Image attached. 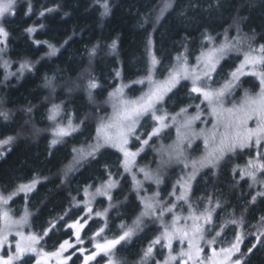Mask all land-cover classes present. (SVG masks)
Wrapping results in <instances>:
<instances>
[{
  "label": "trees",
  "instance_id": "trees-1",
  "mask_svg": "<svg viewBox=\"0 0 264 264\" xmlns=\"http://www.w3.org/2000/svg\"><path fill=\"white\" fill-rule=\"evenodd\" d=\"M19 1L21 3L15 9V15L3 22L9 33L6 57L12 63V69L16 63L20 67L25 62L30 69L25 68L21 78L17 72L15 77L6 79L0 64V112L8 114L7 120L0 116V140L13 138L10 144L0 148V194L9 195L16 192L20 185L38 180L31 191L20 192L9 204L13 213H18L23 207L29 214L28 229L42 237L36 247L53 252L64 240L73 241L74 230L68 225L79 219L84 222L85 189L90 192L109 179L117 181V186L110 192L112 199L108 201L106 216L87 219L81 233L84 242L76 243L88 249L86 254L89 255L95 251L94 244L100 239H114L123 229L130 227L142 208L141 198L154 191L148 183L143 190L144 181H140L139 187L132 182V178L121 168V157L114 149H104L91 157L64 181L59 177L70 162L73 148L87 143L94 134L92 118L98 111L100 114L106 112L105 104L115 88L126 86L125 96L129 98L149 86L145 78L152 67L153 55L159 61L153 69V79L160 82L177 64L178 56L187 57L189 65H195L201 52L213 46L219 47L226 40L231 43L239 40L240 52H229L213 74L212 87L222 86L230 79V72L243 60L242 52L247 51L249 45L253 48L264 45V0H106L109 7L107 15H104L102 7L105 0ZM166 3L171 7L165 9ZM41 12L44 15H40ZM30 27L36 31L31 34L26 32ZM206 37L213 39L209 42ZM37 41L40 43L37 44ZM113 41L116 42L115 50L111 47ZM49 44L58 49L55 55H48ZM93 49L94 55L91 54ZM117 71L120 76L116 75ZM141 79H145V83H134ZM68 80L70 84L67 86ZM90 80H94L98 87L89 90ZM75 85H78L77 91L65 93L66 89L71 91ZM240 85L227 97L226 107L238 103L245 90L253 95L259 92V81L255 77H241ZM191 87L190 80H182L164 97L162 109L175 116L182 108H187L190 116L195 115L196 105L202 107L205 103H201L202 96L190 92ZM55 100L61 103L57 120L73 119L79 123L80 129L53 145L57 131L52 132L48 119ZM206 111L203 108V114ZM25 122H33L37 130L43 131L41 135L32 139L26 137L28 126ZM205 124L202 118V126L195 125L193 130H206ZM148 128L142 131L148 132ZM163 137L165 139L166 134ZM199 141H195L196 147L190 151L188 161L184 157L187 162L196 160L192 154L197 150ZM135 143H131L132 147L136 146ZM149 143L154 145L155 138L152 137ZM158 145L159 142L155 147ZM149 147L138 156L139 165H153L155 151ZM260 151L264 153V148ZM250 159H256L254 146L227 154L216 168L200 169L191 181L187 202L176 200L178 207L174 209V214L178 212L179 215L185 203L187 206L191 204L197 214L206 208L213 209L215 196L220 195L221 207L214 209L212 223L205 227L208 229L205 239L215 237L224 226L222 235L216 237V244L213 245L219 250L228 247L227 243L237 231L243 236V242L240 253L233 259L239 257L244 264H264V236H260V243H257L259 231L264 230V196H257L255 202L252 201L257 192H264V183L259 182L264 181V173H257V183H253L248 176L241 179V169L246 168ZM183 164H175L169 172L166 169L162 171L160 195L179 181L177 178L181 174L174 176L173 172H179ZM174 189L177 191V188ZM107 198L96 196L95 206L98 207L94 209L107 205ZM231 220L238 223L231 224ZM51 223H55L56 227L44 236ZM101 227H104V232L95 237L96 240L93 239ZM157 228L155 222L145 223L130 240L113 249L112 258L119 264H140L139 259L148 243L155 239ZM202 243L204 251L201 255L206 256L208 246L204 247L207 244ZM253 244L257 247L248 253ZM72 250L74 248L65 253V256L69 255V251L74 253L68 264H84V257ZM156 254L159 256V252ZM35 259L33 253L24 257L27 264H36ZM108 259V255L101 253L89 264H108ZM173 264H178V261Z\"/></svg>",
  "mask_w": 264,
  "mask_h": 264
},
{
  "label": "snow or ice",
  "instance_id": "snow-or-ice-1",
  "mask_svg": "<svg viewBox=\"0 0 264 264\" xmlns=\"http://www.w3.org/2000/svg\"><path fill=\"white\" fill-rule=\"evenodd\" d=\"M16 4L17 0H0V21H3L6 15H15L14 9ZM102 7L105 10L104 15H107L109 7L106 0L102 4ZM168 7H171V5L166 3L165 9ZM48 11H51V9H48ZM28 12H31V4H29ZM40 15H44V13L41 12ZM25 31L31 34L35 32L36 29L30 27ZM8 36L9 33L3 26V23L0 22V45L7 43ZM206 39L211 42L213 38L206 37ZM36 43L39 44L40 42L37 41ZM149 44H151V41H149ZM240 44L241 42L239 40H237L236 43H231L226 40L225 43L221 44L219 47L213 46L206 52H201L200 56L196 57L195 65H189L187 57L178 56L176 58L177 64L169 71L167 78L160 82L153 79V69L155 65L159 63L153 55L151 57L152 67L149 69V73L145 78L150 85L149 90L136 99L126 98L124 93V88L126 86L124 85L110 93V98L113 100V114L107 119H101L96 129V142L88 146L87 152H85L83 148L73 149V151L77 152L83 159L87 156L95 157L101 148H115L124 156V170L130 172L135 163V158L143 151V146L148 145L152 137L158 136L163 129L169 127L166 123L169 118L167 113L158 115L159 109L157 105L162 103L164 97L176 88L182 80H190L192 84L190 92L202 96L203 99L201 103L207 102L209 114L213 117V125L211 130L208 131L202 129L197 133L193 130L192 126L194 122L201 119L200 105H196L198 110L197 113L193 116L186 117L180 126L177 127V144L174 149L177 159L183 156L182 145L185 140L189 141L190 146L191 137L203 136L205 146L204 155L199 160H192L190 162L192 172L188 175L187 179L182 178V182H177L181 189V194L176 197L177 201L187 202V193L190 191L191 181L195 179L200 169L206 167L216 168L227 154L235 153L237 150H244L253 146L256 148V159L255 161L250 159L246 168L241 169V179H243L244 176H248L253 183H257V173H264V153L260 151L261 148H264V45H260L259 48H253L249 45L248 50L242 52L243 60L234 71L230 72V79L222 86L213 88L211 83L213 81V74L216 73L220 61L231 51L240 52ZM48 47L50 49L48 55H55L58 51V49L51 44H49ZM111 47L115 50V41H113ZM0 51H3V49L0 48ZM91 54H95V49H93ZM5 66H7V62H5ZM20 68L21 70L25 68L30 69V65L26 62L21 64ZM116 75L120 76V72L117 71ZM246 75L255 77L259 81V92L253 95L248 90H245L243 97L238 103H232L231 107H226L227 97L231 96L235 89L241 86L240 79ZM145 79L135 81L134 83L143 84L145 83ZM97 87L98 84L94 80L89 81V90ZM59 112L60 106L54 105L49 119L55 120ZM184 113H187V108H182L179 113L172 116V122L176 123L177 117ZM0 116L5 120L8 119V114L5 112H0ZM145 116H150L151 119L156 122V126L152 128L150 133L146 134L147 139L141 140V135L137 133V128L141 126L140 121ZM252 120H255V127H249V121ZM78 127L79 126H74L71 120H69L67 126H60L55 134L58 138H62L77 131ZM132 138L141 142V147L138 151L133 152L128 147ZM12 140V137L0 140V148L10 144ZM58 142L59 139H54L52 144L55 145ZM79 162L80 160L75 161L77 164ZM181 162L184 163L185 168L189 167V162L186 160ZM139 171L144 174L145 179H155L157 184L161 182L158 176L153 177L152 173L144 168L139 169ZM133 181L137 187L140 186V182L136 180L135 176H133ZM259 182L264 183V181ZM36 183H38V180H33L32 183L28 185H20L16 192L7 197L0 194V247H3V245L7 243L8 236L13 233L14 229L15 235L19 237L15 243V252L8 255L6 259L0 256V264H15L17 261H20L21 264H27L24 257L28 253L35 254L37 257L36 264H49V261L52 259H55L56 264H68V261L72 259V255L64 256V253L68 251V249L75 248L68 240H64L54 252H46L43 249H38L36 245L40 243L42 237L31 233L25 235L22 231L23 227L28 224L29 214L26 212L20 220H15L12 218L10 211L3 207L19 192L27 193L31 191ZM117 184V181L109 179L105 185L101 188H97L96 194L105 195L111 200L112 196L109 190L115 188ZM175 194L174 189L172 195ZM85 195L88 196L87 189H85ZM158 195L159 193L155 194V196ZM257 196H264V192H257L256 195L252 197L253 202H255ZM142 202L144 203L145 210L134 222L135 226L129 227L118 238L104 239L103 243L96 242L94 244L95 251L84 256V264H89V261L95 260L101 253L109 256L108 264H119L118 261L112 258L113 249L121 244L122 241L130 240L135 234V231L142 225V218L156 215L158 208L159 214L157 219H161L162 221L165 212L173 213L172 223L170 226H165L162 234L157 236L150 243L143 253L141 264H147L149 258L153 256L154 246L161 244L162 241H166V244L163 246L169 249V256L164 260L163 264H173V262L177 261L178 264H244V261L239 257L233 259L237 253H240V245L243 242V236L241 234H236L234 242H231L228 247H221L218 251L212 246L216 244V237L222 235L224 226L221 227L220 231L216 232L215 237L208 240L205 239V233L208 231L205 225L212 223V213L214 209L206 208L203 212L197 214L195 210H193L192 205L189 204V215L188 217L182 218L174 214V209L177 207L175 203L165 208L155 197L145 198ZM209 203H211V199H209ZM85 206L87 207L88 216L87 218H82L84 222L81 223L80 220H77L68 225L69 228L75 229L77 244H82L84 242L81 238V230L87 223V219H90L92 215L90 201H86ZM216 207H221L219 201L216 202ZM106 213L107 209L103 213L96 212L95 216H106ZM59 219L63 220V217ZM181 219L185 221L182 226L180 225ZM189 220L191 224L187 223ZM262 220H264V218H262ZM229 223L237 224L238 222L236 220H231ZM55 227L56 224L51 223L50 227L44 231V236H47ZM121 227H123V225ZM104 230V227H101L95 233L93 239L99 237ZM260 236H264V230L259 231L257 243H260ZM174 239H179L181 244L187 241V250L181 248L177 255H173L172 242ZM201 242H205L207 246L211 248V255H201L204 251ZM256 247L257 244H253L252 247L248 249V253H252L253 249ZM78 251L83 254L85 249L79 248ZM156 264H161V262L156 261Z\"/></svg>",
  "mask_w": 264,
  "mask_h": 264
},
{
  "label": "rangeland",
  "instance_id": "rangeland-1",
  "mask_svg": "<svg viewBox=\"0 0 264 264\" xmlns=\"http://www.w3.org/2000/svg\"><path fill=\"white\" fill-rule=\"evenodd\" d=\"M20 3L21 2L19 0H17V4H16L15 9L17 8V6ZM15 9H14V11H15ZM9 16H11V15H6L3 18V21H0V22L3 23L5 19H8L9 18ZM0 48L3 49V51H0V64L2 65V68L5 70L6 79H11L12 77H15V75H16L17 72H18L19 78H21L23 76V74L25 73V69L21 70V68L17 65V63L15 64V68L12 69V63L6 57V49H5L6 48V44L0 45ZM5 62H7V66H5ZM69 84H70V81L69 80L66 81V84L65 85L68 86ZM149 87H150V85L147 86L146 88H144V90L142 92H140V94H137L135 97L134 96H132V97H129L128 96L129 97L128 99H136V98L142 96L144 93H146L149 90ZM116 89L117 88H115L114 91ZM77 90H78V85H75L74 88L71 89V91H69L68 89H66V92L65 93L68 94L70 92H75ZM114 91H112V92H114ZM124 93H125V91H124ZM52 96H53V92H51V94H50V97H52ZM53 99H56V98L53 97ZM204 103H205V105L202 106V107H200V110H201V119L195 121V122H199V123L198 124H193V126H195V125H197V127L202 126V118H204V120L206 121V124H205L206 130L205 131H208V130H211V128H212V125H213V117L209 114V108H208L207 102H204ZM60 104L61 103L57 102L56 100L54 101V105H59L60 106ZM112 104H113V100H112V98H109L107 100L106 104H105L106 112L104 111L103 113L100 114V111H98L96 113V115L92 118V123L95 125V132L92 135L91 139L87 143H83V144H81L78 147L73 148V149H82L83 148L85 150V152H87L88 151V146L89 145H92V144H94L96 142V135H97L96 129H97V126L100 123L101 119H107L108 117H111L112 116V114H113ZM157 108L159 109V111L157 113L158 115L167 113V112H165L162 109L161 103L157 105ZM203 108L207 110L204 114H203ZM196 112H197V109H196ZM167 115H168L169 118L166 121V123L169 125V127L163 129L162 132L158 136H154L153 137V138H155V144L154 145L150 146V143H148V145H144L143 146V151H141L139 153V155H138V156L142 155L144 153V151L146 150V147H149L150 146L149 148L152 149V150L154 149V151H155L154 156H153L154 157L153 158V165H151V164H147L145 166L144 165H139V163L137 162V159H138V156H137L135 158V163L132 166V170L130 172H126L125 171L132 178V182H134L133 181V176H135L136 180L139 181V182L140 181H144V183H143V190H144V187H146V183L150 184L152 190H154L153 193H149V194H147V196L143 195V197L141 198V206H142V208H140L141 210H139L140 212H138L139 213L138 214V217H140L141 216V213L144 212V210H145L144 209V203L142 202L145 198H153V197H155V199L158 200L166 208V207L170 206L171 204L175 203L176 200H177L176 197L181 194V189H180L179 184L174 182L173 183L174 185L172 184L170 186V189H168L166 192L164 191L165 194L162 192L161 195L159 194L158 196H155V194L158 193V191L160 189L159 187L161 185V182L159 184H157L155 182V179H150V180L149 179H145L144 174L142 172H140L139 169L144 168L145 170H147L150 173H152L153 177H157L158 176L159 178H161L160 175L162 174V171H164L166 169V171L169 172L170 169L173 170L175 168V164H183L181 161H185V158L184 157H186V159L188 161V157L191 156L190 151L194 147H196V146H194L196 140H200V141H199V145L197 147V150L192 154V156H195L196 160H199L204 155V153H205V146H204V138H203V136L200 137V138L197 137V136L196 137H191L190 138V141H191L190 146H189V141L188 140H185L184 143H183V145H182V148H183V156H181V157H179V159H177L176 158V153L174 151L175 146L177 144V127H179L180 124L183 122V120L186 117H189L190 115L188 113L181 114L179 117H177L176 123H173L172 120H171V117L174 116V115H170L168 113H167ZM57 117H58V115H57ZM57 117H56L55 120L48 119L50 121V126H51L52 132L57 131L56 129L58 128V126L59 127L60 126H67L69 120H71V122H72V124L74 126H79V123H75V121L73 119H68L66 121L60 122V121L57 120ZM26 124L28 126V131H27V134H25V136L28 137V138H31L32 139L33 137H39L41 135V133L43 132V131L37 130L33 122H27ZM148 124H150L149 128H148ZM140 125L141 126H139L137 128V133L141 135V140H143V139H147V135L146 134L147 133H150L152 131V128L156 126V122L154 120H152L150 116H145L143 119H141ZM249 127H255V120L249 121ZM145 128H148L149 129L148 132L146 131L147 133L145 131L144 132L142 131ZM79 129H80V126L78 127V130ZM201 130L202 129H200L199 131H197V130H194V131L197 132V133H199ZM77 131L72 132L71 135H68V136H72V134H74ZM163 134H166V138L165 139L163 137ZM68 136H65V137H68ZM55 139H59L60 140L61 138L56 137ZM160 139H161V141H159ZM133 141L136 142L135 143L136 146H133L132 147L131 143H134ZM157 142H159V145L155 147V145H156ZM128 147L133 152L138 151L140 149V147H141V142L140 141H137L135 138H132L130 140V143H129ZM104 149H114L116 152L119 153V155L121 157V168H123V170H124V167H123L124 156H123V154L121 152H119L117 149L111 148V147L101 148L99 152H101ZM170 156H171V158H170ZM90 158H91V156H87L86 158H83L82 159L78 155L77 152L72 151V157L70 159V162L59 173V177L64 181L66 178H68L69 176H71L74 173V171L77 169V167H79L82 163H84L85 161L89 160ZM76 160H80V162L77 164V163H75ZM222 161L220 162V164H222ZM181 168H183V170H180ZM180 169H179V172L180 173L179 172H173V175L174 176L175 175L178 176V175L181 174L177 179L182 182V178L186 179L188 177V175L192 172V171H189V170H192L190 162H189V167H188L187 170L185 169L184 164L181 165ZM103 185H105V184H102V185L98 186L97 188H101ZM97 188L95 190H93V191L88 192V196H86V200H85V202L86 201H90V206L92 208L91 218L95 216V213L96 212H101V213L105 212V210L107 209L108 205L110 204L108 202L109 199L107 198L106 199L107 205L100 206L97 210L94 209V207H98V205L95 206V201H96L95 198H96V196H100V195H97L96 194ZM174 188H177V191H175V193H176L175 195H172V193L174 191ZM111 190L112 189L109 190V193L111 192ZM137 191H139V189H137ZM144 192H146V190ZM19 193L16 194V195H14L12 197V199L14 197L18 196ZM21 193L25 194V192H21ZM7 196L8 195H5V197H7ZM105 197H107V196H105ZM220 199H221L220 198V195H216L215 196V202H214L215 204L214 203L212 204V208L213 209H216L217 208L216 207V201H220ZM10 201H9V203H10ZM9 203L7 205H4L3 207L7 208L10 211V214H11V216H12L13 219L20 220L21 217H23L25 215V213H26L25 208L22 207L19 210L18 213L17 212L16 213H13V211L10 208V204ZM79 205H81V203ZM84 207H85V213H84L83 217L87 218V216H88L87 207L86 206H84ZM192 208H193V206H192ZM193 210H195V209L193 208ZM158 214H159V208L157 209V214L156 215L143 217L142 218L143 219V223L140 226V228H141L147 222H151V223L152 222H155L158 225V227H159V228H157L158 229V233L156 234V237L157 236H160L162 234L165 226H170L171 225L172 218H173V213L165 212V214H164V216L162 218V221H161V219H157ZM176 215H178V212H176ZM188 215H189V206H187V204L185 203L184 204V207H182V209H180L179 216H181L183 218V217H188ZM184 223H185L184 219H181L180 225L182 226ZM187 223L188 224H191V221L189 220V221H187ZM134 226L135 225H134V222H133V224L130 227H134ZM146 226H149V224H146ZM209 226L208 225H205V227H209ZM28 228L29 227L27 225H25L23 227L22 231L24 232V234L25 235H28L30 233L31 234H34ZM128 228L123 229L116 236V238H118L120 235H122V233L124 231H126ZM73 230L74 231H73V236L72 237L74 239H73L72 242L69 241L71 244H73L75 246L74 250H72V251L73 252H76V253H79L80 255H82L84 257L85 255H87L86 254V251H88V249L83 248V249H85V252L83 254L78 251V249L79 248H82V247H79L76 244L75 229L73 228ZM136 231H138V230H136ZM136 231H135V233H136ZM81 233H82V230H81ZM237 233L238 232L236 231V234ZM235 237H236V235H234L233 237H231L230 241L227 243L228 246L230 245L231 242H234L235 241ZM18 239H19V237L15 235V229H14L13 230V233L8 236L7 243H5L3 245V247H0V256L2 255V252H4V254L2 255L3 257L4 256H8L7 255L8 253H9V255L12 254V253H14L15 252V243H16V241ZM103 241L104 240L100 239L99 242L100 243H103ZM122 242H125V241H122ZM151 242L152 241H150V243ZM150 243H148V244L150 245ZM164 244H166V241H162L161 244H157V245L154 246L153 256L151 258H149V260L147 261V264H156V261H160L161 264H163L164 260L166 258H168V256H169V249L167 247H164L163 246ZM202 244L204 245L205 243L203 242ZM181 247L184 248L185 250H187V241H185L183 244H181L180 241H179V239H174L173 242H172V254L175 255L176 253H178L179 248H181ZM204 247H207V245H205ZM156 248H159V251L156 252L155 251ZM207 248H208V251L205 253L206 256L211 255V248L210 247H207ZM218 248L219 247H216L217 251H218ZM7 251H9V252L8 253H5ZM54 251H56V250H54ZM158 252H159V256H158V254H156ZM65 253H64V256H65ZM68 253H69V255H73L72 253H70V251ZM102 254H104V253H102ZM142 257H143V255H142ZM142 257H140V259H139L140 261H141V258ZM36 259H37V257H36ZM36 259H35V261H36ZM49 264H56L55 259L50 260L49 261Z\"/></svg>",
  "mask_w": 264,
  "mask_h": 264
}]
</instances>
